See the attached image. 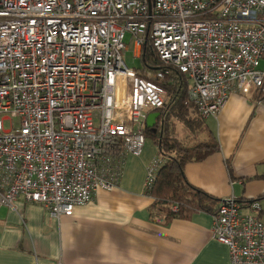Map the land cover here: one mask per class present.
Returning <instances> with one entry per match:
<instances>
[{
	"label": "built area",
	"instance_id": "built-area-1",
	"mask_svg": "<svg viewBox=\"0 0 264 264\" xmlns=\"http://www.w3.org/2000/svg\"><path fill=\"white\" fill-rule=\"evenodd\" d=\"M127 34L135 57L149 41L190 78L205 118L232 93H264V0H0V205L23 196L72 216L143 154L148 115L165 108L166 72L130 68ZM163 164L153 158L147 187ZM261 208L234 195L220 203L213 237L229 264H264Z\"/></svg>",
	"mask_w": 264,
	"mask_h": 264
},
{
	"label": "crops",
	"instance_id": "crops-1",
	"mask_svg": "<svg viewBox=\"0 0 264 264\" xmlns=\"http://www.w3.org/2000/svg\"><path fill=\"white\" fill-rule=\"evenodd\" d=\"M205 124L199 138L212 130L220 150L187 163V180L222 200L262 197L264 220V100L254 91L232 93ZM176 131L184 140L194 136L181 123ZM157 154L145 146L141 156L129 155L115 188H99L89 203L60 220L23 196L16 208L0 205V264H229L228 246L213 237L214 213L199 211L168 224L164 214H151L154 198L146 179ZM256 176L262 178L246 180Z\"/></svg>",
	"mask_w": 264,
	"mask_h": 264
},
{
	"label": "trees",
	"instance_id": "trees-1",
	"mask_svg": "<svg viewBox=\"0 0 264 264\" xmlns=\"http://www.w3.org/2000/svg\"><path fill=\"white\" fill-rule=\"evenodd\" d=\"M139 58L143 65L136 70L141 76H147L146 70L153 74L159 70L166 72L165 78L160 81L167 90L165 108L159 111L160 116L155 124L156 131L154 128L146 127V137L154 141L158 147V155L164 160L156 181L146 190L154 198L150 212L164 214L165 218L162 221L164 224H168L174 218L190 219L199 211L215 214L223 200L196 187L185 175L187 163L203 161L220 150V144L212 130L207 129L208 138L204 140L199 138L200 132L207 128L206 118L201 115L190 97L191 80L178 68L164 64L149 41L143 45ZM149 78L155 79L153 76ZM254 93L259 99L264 100L263 92ZM178 123L194 136L187 140L181 139L176 131ZM227 163L232 174L230 160ZM255 178L262 176L246 180ZM261 199L262 197L242 198L238 201L246 206L253 201L260 202Z\"/></svg>",
	"mask_w": 264,
	"mask_h": 264
},
{
	"label": "rangeland",
	"instance_id": "rangeland-1",
	"mask_svg": "<svg viewBox=\"0 0 264 264\" xmlns=\"http://www.w3.org/2000/svg\"><path fill=\"white\" fill-rule=\"evenodd\" d=\"M126 43L129 45V49L124 55L125 62L127 63V65L130 68H134V69L141 68L143 64H142V61L139 57H135L136 48H135V44H134L133 39H131L130 34H127ZM261 67H264V61H262ZM127 93H128V90H127ZM13 122H14L15 126L19 125V121L17 119H13ZM5 127L6 128L11 127L10 120H5ZM185 132H188V131H186V129H185ZM146 149H148V151H150L152 153L158 152V147L156 146L154 141L151 140V138H149V139L147 138ZM155 156H159V155L157 154ZM159 157H162V156H159Z\"/></svg>",
	"mask_w": 264,
	"mask_h": 264
},
{
	"label": "water",
	"instance_id": "water-1",
	"mask_svg": "<svg viewBox=\"0 0 264 264\" xmlns=\"http://www.w3.org/2000/svg\"><path fill=\"white\" fill-rule=\"evenodd\" d=\"M160 116V112L154 111L148 115L147 118V126L154 128V131H156L155 124Z\"/></svg>",
	"mask_w": 264,
	"mask_h": 264
}]
</instances>
